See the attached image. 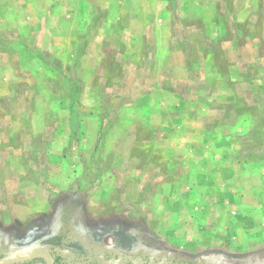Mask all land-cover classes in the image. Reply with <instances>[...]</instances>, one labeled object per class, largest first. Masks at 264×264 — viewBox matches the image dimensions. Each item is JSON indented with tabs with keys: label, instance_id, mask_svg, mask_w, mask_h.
I'll return each instance as SVG.
<instances>
[{
	"label": "rangeland",
	"instance_id": "obj_1",
	"mask_svg": "<svg viewBox=\"0 0 264 264\" xmlns=\"http://www.w3.org/2000/svg\"><path fill=\"white\" fill-rule=\"evenodd\" d=\"M0 127V258L264 264V0H0Z\"/></svg>",
	"mask_w": 264,
	"mask_h": 264
},
{
	"label": "water",
	"instance_id": "obj_2",
	"mask_svg": "<svg viewBox=\"0 0 264 264\" xmlns=\"http://www.w3.org/2000/svg\"><path fill=\"white\" fill-rule=\"evenodd\" d=\"M42 257L45 260L44 264H53L54 258L49 251L46 250H34L25 251L12 256H4L0 258V264H10L24 262L32 258Z\"/></svg>",
	"mask_w": 264,
	"mask_h": 264
},
{
	"label": "crops",
	"instance_id": "obj_3",
	"mask_svg": "<svg viewBox=\"0 0 264 264\" xmlns=\"http://www.w3.org/2000/svg\"><path fill=\"white\" fill-rule=\"evenodd\" d=\"M186 34L188 35V32H186ZM252 38H256V36H252L251 38H249V40L251 41V39ZM232 39L234 40V42L237 40V37L235 36V34H234V36L232 37ZM182 49L181 48H178V52H180ZM182 52V51H181ZM194 69H196V68H194ZM191 70H193V68L191 69ZM197 70V69H196ZM203 71H204V75H205V79H204V82L206 81V79H208V78H206L207 76V74H206V67L205 66H203ZM229 78H231V79H233V80H235V76H233V75H231ZM10 100V102L12 103V101H11V99H9ZM12 107H13V105L11 104V106H10V108L9 109H7V110H10V109H12ZM4 117H7L8 119H9V121H11L12 119H11V117H10V114H9V112L8 113H6L5 115H4ZM1 121H3L2 120V118H1ZM4 124V123H3ZM11 133V130L10 129H8V128H5V127H0V134H1V136H8L7 138L9 139V134ZM26 134H28V133H26ZM8 139H4V141L3 142H5V144H3L2 142H0V147H1V149H3L2 151H0V153H2L3 151L4 152H6L7 151V153H9V151H11L12 150V148L10 147V146H8L9 144H6V142L8 141ZM23 147H25V149L26 148H29V147H31V146H29L28 144H23ZM42 149V148H41ZM16 155H17V153H16ZM14 156V155H13ZM49 157V156H48ZM12 160V159H11ZM57 160V159H56ZM0 183H2V181L0 180ZM9 191V190H8Z\"/></svg>",
	"mask_w": 264,
	"mask_h": 264
},
{
	"label": "trees",
	"instance_id": "obj_4",
	"mask_svg": "<svg viewBox=\"0 0 264 264\" xmlns=\"http://www.w3.org/2000/svg\"><path fill=\"white\" fill-rule=\"evenodd\" d=\"M75 262V258L66 256L63 257L61 255H55L53 264H73Z\"/></svg>",
	"mask_w": 264,
	"mask_h": 264
}]
</instances>
